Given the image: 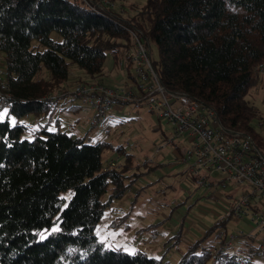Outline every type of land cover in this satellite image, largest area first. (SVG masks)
Listing matches in <instances>:
<instances>
[{
  "label": "trees",
  "instance_id": "obj_1",
  "mask_svg": "<svg viewBox=\"0 0 264 264\" xmlns=\"http://www.w3.org/2000/svg\"><path fill=\"white\" fill-rule=\"evenodd\" d=\"M109 1L113 6L94 11L80 0H0L6 109L16 117L14 123L0 120V264H171L141 251L110 248L95 234L104 209L128 186L126 171L134 161L122 145L48 130L40 120L31 127L19 121L29 113L52 117L66 95L52 102L43 97L66 88L69 63L91 77L103 74L107 52L117 64L130 44L126 25L155 43L152 66L166 88L211 107L224 128L250 135L264 151V133L253 124L255 119L261 124V115L246 99L264 68V0H146L129 16L117 0ZM42 66L47 79L37 77ZM108 147L123 155L121 169H104ZM229 220L219 217L172 264H255L253 255L264 256V248L246 243L252 235H236L241 242L232 253L229 247L210 254L226 240Z\"/></svg>",
  "mask_w": 264,
  "mask_h": 264
},
{
  "label": "rangeland",
  "instance_id": "obj_2",
  "mask_svg": "<svg viewBox=\"0 0 264 264\" xmlns=\"http://www.w3.org/2000/svg\"><path fill=\"white\" fill-rule=\"evenodd\" d=\"M145 1L117 0L114 3L117 7L122 5L124 16H129L136 13ZM50 36L55 40L60 39L56 32H52ZM35 43L36 41H33V44ZM149 44L152 59H157L155 43L149 42ZM110 59L111 55L107 52L105 69L99 77H91L76 63H69L68 76L63 82L66 88L61 86L52 94L57 95L64 90L72 92L79 83L99 82L109 87H115L113 79L117 81L124 79L128 70L117 65H112L113 69L109 70ZM3 60V53L0 51V64L3 63ZM129 71L134 73V66H131ZM37 77L47 79L50 77V73L42 66ZM246 99L259 111L262 122L259 124V120L255 119L253 124L264 133V69H261L256 83L248 90ZM91 114L93 111L88 105L83 104L77 97L67 95L65 99H58L57 109L52 113L51 118L29 113L19 121L27 123L31 127L37 125L40 120V124L46 126L48 130L59 128V130H66L75 135H87L88 139H98L114 147L122 145L125 152L132 155L134 161L132 167L128 165V168H131L126 171L125 183L128 186L119 198L113 199L110 205L104 209L102 216L95 224V234L110 248L120 247L129 253L141 251L149 257L162 258L163 261H169L171 264L177 262L185 249L183 242L188 238L186 236H191L194 240L200 239L206 228L212 226L219 217L224 216L221 208L216 206L217 197L215 195L210 197L211 195L206 193L207 188L204 185L188 176L187 167L189 164H180L181 160L177 155H173V148L165 144L167 137L172 136L170 123L163 118H156L148 111L146 104L135 108L132 103H126L122 105L119 114L115 113L95 126H90L86 122V118ZM56 118L59 119L58 124L55 123ZM4 119L14 123L16 117L8 113L6 107H3L0 108V120ZM24 136L31 138L32 134L30 131H26ZM175 143L180 149L187 147L184 139L177 138ZM166 155L170 159H166ZM113 156L118 157L115 167L121 169L123 163L125 164L123 155L110 147L102 154L103 165L106 166L108 160ZM146 157L152 158V162H147ZM166 161L169 163L167 164ZM192 161L193 159H191ZM150 167L155 168L151 169ZM218 177L212 175L214 181H217ZM244 190L243 187L227 184L219 194L222 195L221 199L225 205H228L239 199ZM64 195L68 200L71 192L66 191ZM182 210L186 212H182ZM198 224H201L203 228H199L200 233H196ZM189 230H192L191 233ZM235 231H242L246 235L253 236L252 239L246 241L248 245L259 246L262 242L261 236L257 235L250 225L249 214H244L237 221L229 220L227 222L225 227L227 236L236 235ZM178 233L182 234L180 241L174 243L175 235ZM240 242L239 237H235L233 246L228 249V252L232 253L237 250V244ZM252 260L255 264H264V256L253 255Z\"/></svg>",
  "mask_w": 264,
  "mask_h": 264
},
{
  "label": "built area",
  "instance_id": "obj_3",
  "mask_svg": "<svg viewBox=\"0 0 264 264\" xmlns=\"http://www.w3.org/2000/svg\"><path fill=\"white\" fill-rule=\"evenodd\" d=\"M80 1L94 11L113 6L109 0ZM124 28L130 36V44L123 48L119 62L114 64L111 60V65L125 68L128 72L120 81L113 79L115 87L101 83H79L72 92L62 91L57 95L49 93L43 99L52 102L56 96L64 94L77 97L93 111L86 118L90 126L105 121L115 113L119 114L126 103H132L135 108L146 104L148 111L156 118H163L170 123L172 136L168 137L165 144L173 148V155L181 160L180 164H189L188 172L201 181H211L206 193L221 198L219 193L227 184L245 189L239 199L226 205L224 214L233 221L249 214L250 225L261 236L260 246L264 248V151L256 146L250 135L224 128L211 107L184 92L166 88L153 69L148 38L135 26L126 25ZM131 66H134V73L129 71ZM260 69L264 68L260 66ZM5 77L6 68L2 63L0 108L10 107ZM177 138L184 139L187 147L180 149L175 143ZM146 160L152 162L150 157H146ZM117 162L118 157H111L104 169L115 167ZM212 175L219 176L217 181ZM249 188L250 191L247 190ZM235 232L236 235H245L242 231ZM236 235L227 236L222 245L210 250V254L216 257L227 250Z\"/></svg>",
  "mask_w": 264,
  "mask_h": 264
},
{
  "label": "crops",
  "instance_id": "obj_4",
  "mask_svg": "<svg viewBox=\"0 0 264 264\" xmlns=\"http://www.w3.org/2000/svg\"><path fill=\"white\" fill-rule=\"evenodd\" d=\"M111 60H112V59L109 60V62H110V63H109V70H112V69H113V66L111 65ZM109 117H111V116H109ZM165 157H166V159H170L168 155H166ZM168 161H169V160H168ZM168 161H166L167 164L169 163ZM166 170H167V169H166ZM209 196H210V194H209ZM210 197H213V196L211 195ZM221 198H222V197H221ZM221 198H217V200H216V206H217L219 209L221 208L222 212H224L227 206L225 205L224 201H222ZM184 210H185V209H184ZM177 211H178V210H177ZM182 212H186V211H183V210H182ZM181 214H183V213H181ZM216 214H217V212H216ZM175 220H176V219H175ZM176 221H177V220H176ZM173 222H174L176 225H178L177 222H175V221H173ZM195 226H196V225H195ZM197 227H198V229L195 227V228L197 229L196 233H200V231H201L200 229H203L202 226H201V224H198ZM200 227H201V228H200ZM199 228H200V229H199ZM189 231H190V233H191L192 230H189ZM186 237H188V238L185 239L184 242H183V244H184L185 246H186L189 242H192V241L194 240V238L191 237V236H186ZM195 238H196V236H195Z\"/></svg>",
  "mask_w": 264,
  "mask_h": 264
},
{
  "label": "clouds",
  "instance_id": "obj_5",
  "mask_svg": "<svg viewBox=\"0 0 264 264\" xmlns=\"http://www.w3.org/2000/svg\"><path fill=\"white\" fill-rule=\"evenodd\" d=\"M107 120V119H106Z\"/></svg>",
  "mask_w": 264,
  "mask_h": 264
}]
</instances>
